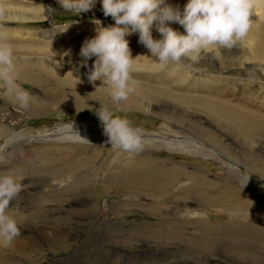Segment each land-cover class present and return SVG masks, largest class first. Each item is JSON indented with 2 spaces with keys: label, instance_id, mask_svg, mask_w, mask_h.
Here are the masks:
<instances>
[{
  "label": "rangeland",
  "instance_id": "obj_1",
  "mask_svg": "<svg viewBox=\"0 0 264 264\" xmlns=\"http://www.w3.org/2000/svg\"><path fill=\"white\" fill-rule=\"evenodd\" d=\"M167 2L182 9L187 0ZM252 11L251 30L243 44L202 50L195 61L183 57L158 69L149 49L139 42V34L128 37L133 57L140 55L135 61L138 71L132 74L135 81L169 86L188 97L191 106L155 95L145 111L107 103L101 96L88 104L64 107V99H84L91 91L63 79H47L40 73L42 81L36 84L16 82L28 93V106L0 97V124L8 127L9 136L22 134L0 147V176L15 175L22 189L28 190L20 192L8 208L17 209H6L5 215L16 220L23 234L35 238L25 242L16 237L10 245L0 247L6 255L5 264H258L252 259L264 257V250L255 246L243 245L239 251L246 257L235 263L234 256L227 254L234 250L227 249L230 243L224 239L214 242L220 250L212 252L193 242L203 243L202 234L221 235L220 230L235 220L252 222L261 217L264 221L262 212L250 214L247 208L233 212L212 201L206 203V197L215 200L218 193L240 192L253 195L248 197L257 198L258 208H264V180L258 178L264 179V0ZM35 13L45 18L29 20ZM114 23L111 16H104L101 0L81 14L64 11L58 0H0V35L14 46L15 61L23 63L46 62L50 54L58 63L81 64L79 52L85 39L93 37L98 27ZM170 23L184 31L177 22ZM152 34L157 39L161 36L156 27ZM215 50V59H209ZM94 61L92 57L87 65ZM36 71L32 74L37 75ZM0 85L4 86L2 79ZM206 102L229 106L237 112V118L239 110L246 111L250 126L244 132L240 126L213 120ZM104 109L126 117L143 130L141 150L127 152L106 143L87 144L100 149V174L96 176L89 163L71 160L84 157L82 154L71 159H61L56 152L46 155L45 149L53 146L72 147L74 143L57 142V128L75 121L91 122V129L108 138L97 114ZM177 115L184 118L180 120ZM188 120L197 123L194 126ZM165 142L180 147L170 149ZM40 152L45 155L43 159L58 161L37 162ZM137 156L155 160L160 169L167 168L173 174L154 179L161 183L157 187L134 182L116 188L109 184L111 178L103 177L106 171L116 172L126 160ZM55 169L61 173L52 175ZM207 180L213 184H197ZM38 203V213L33 217L41 221L31 224L28 216ZM174 231L180 232L182 239L176 238Z\"/></svg>",
  "mask_w": 264,
  "mask_h": 264
},
{
  "label": "clouds",
  "instance_id": "obj_2",
  "mask_svg": "<svg viewBox=\"0 0 264 264\" xmlns=\"http://www.w3.org/2000/svg\"><path fill=\"white\" fill-rule=\"evenodd\" d=\"M95 3L96 0H58L64 11L79 14L92 9ZM101 4L104 16H111L115 23L98 27L93 37L85 39L79 55L81 66H87L89 59L95 57L88 79L93 83L101 80L116 102L126 100L136 84L132 74L138 71L135 61L140 55H132L128 39L131 34H139V42L149 49L155 67L159 68L169 62H180L183 57L195 61L202 50L231 49L247 37L253 15L251 0H187L182 9L167 0H101ZM95 22L100 24L99 20ZM170 22H177L184 31L174 29ZM154 24L161 34L158 39L152 34ZM15 59L14 46L0 35L3 95H14L27 104L28 93L16 83ZM97 114L111 147L127 152L141 150L144 144L141 128L133 126L126 117L113 115L109 109ZM22 190L15 175L0 176V244L4 246L20 235L16 220L5 215V210Z\"/></svg>",
  "mask_w": 264,
  "mask_h": 264
},
{
  "label": "bare ground",
  "instance_id": "obj_3",
  "mask_svg": "<svg viewBox=\"0 0 264 264\" xmlns=\"http://www.w3.org/2000/svg\"><path fill=\"white\" fill-rule=\"evenodd\" d=\"M251 3L253 4V6L256 7L257 5L262 3V0H251ZM47 8L49 10L48 4H47ZM255 12L257 13L256 10H255ZM14 14H16V13H14ZM35 14H33L32 17H28L29 20H36L38 18H45V15L39 16V15H37V14L35 15ZM50 14H51V10L47 12V15H50ZM12 15H13V13H12ZM154 28H155V25H154ZM243 43L244 42L242 41V44ZM238 44H241V42ZM234 46L237 47L238 45L237 46L234 45ZM217 51L218 50L211 52V54H209L208 58L209 59L210 58L215 59V57H213V56H215L217 54ZM47 56H48V58H47L46 62L45 61L44 62H38V61L37 62H34V61L28 62L27 61V62L23 63V62H20L19 60L15 61L16 73H17L16 82L17 81H22V82L24 81V82H28V83L30 82L32 84H36V83L42 81L41 76L39 75V73H40L41 75H43L47 79H50V78H55L57 80L63 79V80L71 82L73 85L78 86L83 90H86L87 92L91 91V92H88L86 94L88 96H85L84 99H81L80 97L75 98L73 101H71V100L68 101L67 99H64V103H63L64 107L70 108V107H73L75 105L79 106L82 104H88V103H90L91 99L94 100V99L99 98L101 96V97L105 98L107 103L109 102L111 104H118L119 106H122V107L124 106V107H128V108L140 109L142 111H145V105L150 104L152 102V100H155V98H156V97H154L155 95H158L159 97L167 98V99H169L173 102H176L182 106H186V107L191 106L190 105L191 100H189V98L186 97L185 95H181V94L174 92L173 90H171L169 88V86L151 85V84H149V82L148 83L136 82V84L134 85V91L131 94H129V96L126 100L120 101V102L113 101L111 96L109 95L110 90L106 86L102 85L101 80H96L94 83L89 81L88 73L91 70L92 65L81 66V64H79V63H78V65H74L72 63H66V62L58 63V62H55L54 60L53 61L51 60L50 54L49 55L47 54ZM151 65H153V64H151ZM21 67H23V68L21 69ZM154 68H156V67H154ZM34 69H38V72L36 71L37 75L32 74V70H34ZM0 97L5 98L7 100L11 99L14 101H18L22 105V103L18 99H16L14 95H8V96L3 95V85H0ZM62 97H63V95H62ZM63 98H65V97H63ZM218 103H219V101H218ZM218 103L216 105L215 103L213 104V103L206 102V106H207V110H208L207 112L209 113L211 118L213 120H217V122L223 121L224 123L231 125V126H240V127H242L241 129L244 130V132H245L247 125L250 126V121H251L248 114H246V111L239 110L238 115L240 117L237 118V116H236L237 112L235 110L231 109L229 106H227L225 104L222 105V104H218ZM23 105L28 106L29 104H23ZM170 116H174V115H170ZM177 118H179V115H177ZM183 118L184 117H180L179 119L182 120ZM188 121H189V124L192 123V125H194V126L197 123L195 120H188ZM90 125H91V122H88V121L85 123L81 122V121H75L74 124L58 127L57 129L60 130V133L56 137L57 142H71L74 144L70 148L69 147L53 146L49 149H45L46 155H50V153H54L53 155H55V152H56L57 155H59L61 157V159L62 158L71 159L72 157L81 156V154H82V155H84V157L73 158L71 160L75 161L77 163L87 162L91 165L90 171L93 173L94 176H96V174L97 175L100 174L99 170H98V167L100 166V163H101V160H99L100 152L97 151L100 149L94 150V148H95L94 146L88 147L87 144L99 146V145H102L103 143H106V144H110V143L107 142L108 138H105V139L102 138L99 135V133L97 131H95V129H91ZM68 129H72L73 131L70 132V131H68ZM241 129L239 128L238 131H241ZM202 130L200 132H202ZM99 132H101V131H99ZM203 132L201 133L202 136H203ZM8 134H9L8 127H6L5 124L4 125L0 124V147L1 148L4 147L5 144H7L10 140L12 141V140H14L16 138H20L22 136L21 133H17V132L13 133L11 136H9ZM78 134L81 135L82 137L79 136ZM165 144H167L170 149H174L175 147H180L178 145H170V142H165ZM43 158H45V155H44V153L40 152V156H39V159L37 162L54 164L53 163L54 161H56V162L58 161V160H50V159H43ZM107 158H108V156H107ZM97 160L99 161V165L96 164V162H98ZM106 166H107V163H106ZM250 166H251V164H250ZM121 168L122 169H119L116 172L111 171V169L109 168L110 170L106 171L105 175H103V173H101V175H103V177L106 178L107 180H108V178H111V180H108V182H109V184L112 183V185L115 184L117 186V187L115 186L116 188H124L128 184H131L134 182H135V184H137V186H138V184L141 186L142 185L144 186L147 183L146 186L152 185V186L157 187L161 183H158V181H155V180H158V179L162 180V179H165L164 177L166 175L173 174V172L167 168L160 169L157 161L152 160V159H150V161H149L148 159H146L143 156H137V157H134V159L126 160V163L124 165H122ZM103 169H105V167H103ZM60 173H61V170L57 171V169H55V171L52 172L51 174L52 175H54V174L59 175ZM262 177H263V175H262ZM258 178H259V180H264L261 177H258ZM204 182H206L207 185L213 184L211 180L201 181L199 183L197 182V184L203 185ZM256 187L258 188L257 185H256ZM27 192H28L27 189H23L21 191L22 194H25ZM248 196L253 197V195H251V194ZM248 196H245L244 193H240V192H237V193L232 192L231 194H229V193H225V194L218 193L217 196H214L215 200H212V199L208 200V197H206V199H207L206 203L211 204V201H212L213 205H217L218 207L221 206V208L224 207L225 209H228V211H233V212H237V211L240 212V211L245 210V208H247V209L251 210L250 214L260 215L261 212L264 213V208H262V207L258 208V205H260V202H258L257 200L255 201V199H257V198H255L253 200V199H250L251 197L249 198ZM216 197H217V201H216ZM39 198H41V197H39ZM42 199L43 198H41L40 201ZM14 209H17V207L15 206L12 209H7V210H14ZM38 210H39V203L34 205V208L31 209V214H30V216H28L29 223H31V224L35 223L36 224L39 221H41L40 219H35V217H33V214H37ZM41 211H42V209H41ZM39 218H41V217H39ZM177 219H178V217H177ZM45 220H46V218H45ZM26 221H27V219H26ZM250 222H246V221L241 222V221L235 220L233 223L230 224V226H231V227L229 226L230 228L228 227V228H223L222 230H220L222 232L221 235L215 236L212 233H206V234H202V238H204L203 243L198 242V241H193V242H197L198 248H200V249L204 248L205 250H210V252H212L211 250H215L216 248H218L220 250V247H217L214 242L217 240L224 239L226 242L230 243L228 245L229 247L227 246V249H233L235 251V252L234 251L231 252L233 254H231V253H227V254L228 255L230 254L231 258L234 256L233 259L236 260L235 263H238V261H240L246 257V255L240 254V252L242 250L239 251V249L243 245L255 246V247L259 248V250H264V221L260 217L259 220H255L253 222L252 227H250V225H249ZM193 223L197 224V222L195 220L193 221ZM212 231H216V229H213ZM241 232H244V234H242ZM172 233H173V235H175L176 238L182 239L180 232L174 231ZM17 238L19 240H23L25 242H33V240L35 239L28 234H23L22 231H20V235L17 236ZM2 246L3 245L0 244V247H2ZM237 249H238V251H236ZM257 258H261V259H257ZM5 260H6V255H4L3 250L0 249V264H5ZM252 260L254 261V263L255 262L258 264L260 262L264 263V257H260V256L255 257Z\"/></svg>",
  "mask_w": 264,
  "mask_h": 264
}]
</instances>
